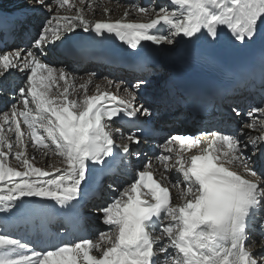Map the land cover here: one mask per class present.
Here are the masks:
<instances>
[{
  "label": "snow or ice",
  "instance_id": "snow-or-ice-1",
  "mask_svg": "<svg viewBox=\"0 0 264 264\" xmlns=\"http://www.w3.org/2000/svg\"><path fill=\"white\" fill-rule=\"evenodd\" d=\"M28 2L35 10L53 12L49 0ZM55 4V15L31 47L0 49V88L9 86L13 69L26 79L10 110L0 113V214H5L0 264H264V172L249 178L257 177L258 165L264 168V104L247 112L233 108L241 118L233 134L213 131L204 134L205 140L170 137L155 158L163 168L159 175L149 159L135 170L131 183L109 184L117 194L96 207L107 230L66 242L58 229L40 242L46 247L32 246L7 231L13 218L33 212L58 217L65 233L66 225L81 224L83 198L102 188L106 175L128 174L127 158L134 154L132 145L142 143L144 131L132 122L153 115L151 107L137 102L134 91L123 88L120 95L118 83L115 91L96 85L89 94L92 76L77 85L65 68L42 60L50 46L70 39L76 29L98 37L115 35L131 49L142 42L175 45L177 37L219 42L225 32L243 47L258 41L264 45V0H168L158 10L127 9L116 20L88 19L95 11L88 0ZM61 9L75 12L61 15ZM109 11L104 8L105 14ZM132 11L147 19L128 20ZM165 30L168 34H161ZM261 52L264 58V47ZM146 83L138 80L132 88ZM121 122L132 124L126 135L113 127ZM26 137L43 155L61 158L63 167H37L35 156L27 155ZM172 171L178 175L175 181L168 175ZM257 224L259 239H253Z\"/></svg>",
  "mask_w": 264,
  "mask_h": 264
},
{
  "label": "bare ground",
  "instance_id": "bare-ground-1",
  "mask_svg": "<svg viewBox=\"0 0 264 264\" xmlns=\"http://www.w3.org/2000/svg\"><path fill=\"white\" fill-rule=\"evenodd\" d=\"M3 1V0H2ZM5 1V0H4ZM14 1V0H13ZM18 1V0H17ZM98 1L99 0H88V2L89 3H91V2H94V6H95V11L94 12H90V13H88V18H93V19H111V20H116V19H120L122 16H123V14H124V12L126 11V9L125 10H123V8L119 11V10H115L114 9V5L116 6V4H114L113 2H112V0H103V1H105V3H106V7L107 8H110V11L105 15V14H102L101 13V8H100V6L98 5ZM25 2H26V4H29V2H28V0H25ZM160 2V0H151V5H150V8L151 7H155V6H157V4ZM161 2L163 3V6H166L167 5V3H168V0H161ZM4 3V2H3ZM19 2H17V4H18ZM127 3V2H126ZM13 3H9L8 5H12ZM51 4V6H52V8H53V11L54 12H56V7L55 6H53L52 4L53 3H50ZM86 5H87V3L85 4V11H86V13L88 12V9H87V7H86ZM119 5V4H118ZM19 6H21V7H24L25 5H19ZM117 7V6H116ZM119 7V6H118ZM125 7V6H124ZM0 8L1 9H4V7H2V6H0ZM127 8V7H126ZM128 9V8H127ZM42 10V8H40V9H38V10H35V9H33V8H29V12L30 13H34V15L36 14V12H40ZM112 10H113V12H112ZM135 12V11H134ZM60 13H66V10H64V9H61L60 10ZM72 13H74V9L72 10ZM33 15V16H34ZM133 16H134V14L131 12L130 13V15L127 17V19L128 20H141V19H144V18H142V17H138L137 19H135V18H133ZM146 18V17H145ZM41 19V17H39V20ZM164 32V34L165 35H167L168 33H167V31L165 30V31H163ZM180 38H182V37H177L176 39H177V41H179V39ZM175 45H177V44H175ZM184 47V46H183ZM53 49L55 50V48L53 47ZM56 51V50H55ZM42 60L45 62V58H44V56L42 57ZM63 64H64V66L68 69V73L70 74V77H72V78H74L75 79V82H76V84L77 85H79L80 83H83V82H85L87 79H88V77L89 76H92V84H90L89 85V94H91V93H93V92H95V86L96 85H102L101 86V89H103L104 88V82H107V81H112V80H108V77H105V81L103 80V82L100 80V79H98V77H97V74L96 73H94L93 71H89V72H86V73H84V75H82V77L79 75V74H77L76 73V71L79 69V66H77L75 63H73V62H63ZM88 66L90 67V69H93V67H95V65L94 64H88ZM21 76V75H20ZM20 76H16L15 74H14V72H12V75L9 77V83H14L15 85H18L20 82H21V77ZM153 78H156V80H158V78H157V76H154ZM155 81H153L152 83H154ZM101 83V84H100ZM160 82H158L157 83V85L159 84ZM152 84H150L149 86H151ZM107 87H108V90H110V91H115L114 89L115 88H113V87H109L108 85H107ZM7 88H0V90L2 91V90H6ZM130 90V89H129ZM10 90H8L7 92L6 91H4V92H6L5 94H4V97H7V99H4L5 101H6V105H5V107L6 106H8L9 105V103L11 102V104L12 103H15V97L18 95V93L17 94H15V96H14V94L12 95V94H10V92H9ZM132 91V90H131ZM1 97V96H0ZM156 100V98L153 100V101H155ZM137 102L138 103H141V104H143V102H144V97H142V96H137ZM0 106H2V104L0 105ZM155 119H157V117H154ZM169 122H171V120H168ZM175 120H173L172 122V127H174V128H177V129H180L181 127H183V123L182 122H174ZM114 128H119V126H117V125H114L113 126ZM22 128H24V126L22 125ZM165 128L166 129H169V128H171L170 126H165ZM120 129V128H119ZM24 130L25 131H27L26 130V128H24ZM42 131V130H41ZM120 131H121V129H120ZM251 131V134L253 135V136H255V135H258L259 133L258 132H256L255 130H250ZM189 132H193V130L192 129H190L189 130ZM176 133H180L179 131H176ZM119 136H117V138H118ZM26 139V142L28 143L29 142V138L28 137H26L25 138ZM14 142V141H13ZM29 144V143H28ZM30 146V145H29ZM148 146H149V144H148ZM148 146H147V148H148ZM153 148L154 149H157V150H162L163 151V149L157 144V145H153ZM32 150H30L28 147H27V155L28 156H31V155H35V152H41V151H39V150H37V148H35V147H33L32 146V148H31ZM196 149H194L192 152H187L186 153V155H188V156H190L191 154H193L194 153V151H195ZM33 151H35V152H33ZM163 153V152H162ZM41 154H42V152H41ZM166 154V153H165ZM49 157H50V159L48 160V165H54V166H60V167H63V165H62V163H61V158H59V157H56V156H53L52 154H51V152H49ZM41 156H45V155H41ZM156 157H152V159H153V166H154V171H156V173H157V175H159V173L160 172H162L163 171V168H162V166L161 165H159L158 163H157V161H156V159H155ZM40 160H41V157H40ZM15 162V160H12L11 161V163L13 164ZM34 162V161H33ZM35 163V162H34ZM13 165H15V164H13ZM48 166H40V168H47ZM256 171H257V177H251V178H254V179H257V178H260V175H261V171H264V168H261L259 165L256 167ZM168 175H169V177H170V179L171 180H173V181H175L177 178H178V175L175 173V171H172V172H170V173H168ZM48 178H50V177H45V178H43V179H48ZM25 199H28V198H25ZM31 199H33V200H36L37 198H31ZM95 205H98V202H96V201H93V202H91V206L93 207V206H95ZM100 206V205H99ZM90 212H92V213H96V210H94V209H91L90 210ZM41 215H43V213H40V212H33V213H27V214H23V215H20V216H17V217H15V218H13L11 221H10V225H9V227H8V229H7V231H10V229H12V225H14L15 223L17 224V223H20V225L22 226L23 225V223H24V221L25 220H29V219H32V218H37V217H40ZM5 219V214H0V221H3ZM258 227V225H255V227ZM0 230H3V227H2V224H0ZM258 233L259 232H255L254 234H253V236L254 237H258L259 235H258Z\"/></svg>",
  "mask_w": 264,
  "mask_h": 264
},
{
  "label": "rangeland",
  "instance_id": "rangeland-1",
  "mask_svg": "<svg viewBox=\"0 0 264 264\" xmlns=\"http://www.w3.org/2000/svg\"><path fill=\"white\" fill-rule=\"evenodd\" d=\"M4 1V0H3ZM6 1V0H5ZM129 1H131V0H112V2L114 3V4H116V6L114 5L113 7H114V9L115 10H121L122 8H123V10H127V8L128 9H134L135 7H133L132 8V6H131V4L129 3ZM144 1V0H143ZM0 2H2V0H0ZM14 1L12 0V1H10L9 3H13ZM127 2V3H126ZM8 3V4H9ZM51 3V2H50ZM119 4V5H118ZM142 4V1L140 0V2L138 3V5H141ZM148 4H150L149 2H148ZM51 5V4H50ZM119 6V7H118ZM125 6V7H124ZM146 6H148L147 5V3H146ZM160 6H163V3L161 2V0H160V2L157 4V6H155V7H151V8H157V7H160ZM106 6H103V8H102V10L104 11V8H105ZM127 7V8H126ZM147 8H150V6L149 7H147ZM156 10H158V9H156ZM74 12H75V9H74ZM112 12H113V10H112ZM132 13L134 14V16H133V18H135V19H137L138 17H142V16H138L134 11H132ZM106 15V14H105ZM142 18H145V17H142ZM40 20H42V19H40ZM86 72H89V71H86ZM85 72V73H86ZM77 73V72H76ZM77 74H79L81 77H82V75H81V73H77ZM21 76L22 75H25V73L24 72H22L21 74H20ZM17 76V75H16ZM99 79V78H98ZM102 81V80H101ZM101 84V83H100ZM150 84H152V83H150ZM150 84H148V85H150ZM103 85V84H102ZM101 85V86H102ZM100 86V87H101ZM7 90H10V89H7ZM115 90V89H114ZM11 94V93H10ZM13 95V94H12ZM15 96V95H14ZM5 99H7V97H4ZM15 102H16V100H15ZM5 108V107H4ZM9 108H11V107H9ZM4 112H7V111H4ZM29 144L28 145H30V146H28V148L30 149V150H32L31 148H32V145H31V141H30V138H29V142H28ZM159 146H161V145H159ZM33 152H35V151H33ZM158 152H160L161 154H162V150H158ZM154 153V152H153ZM160 154V155H161ZM39 155H40V157H41V160H40V157H39ZM42 154H41V152H35V155L33 154V155H31V157H33V156H35V160H34V162H35V164H36V166L37 167H40V166H44V164L46 163V164H48L47 162H48V160L50 159V157L47 159V160H44V158H43V156H41ZM158 156H159V154H158ZM45 164V166H47ZM259 227V226H258ZM257 238V237H256Z\"/></svg>",
  "mask_w": 264,
  "mask_h": 264
}]
</instances>
